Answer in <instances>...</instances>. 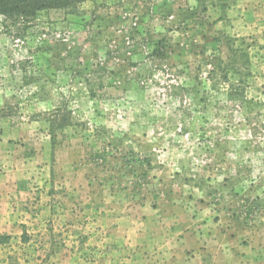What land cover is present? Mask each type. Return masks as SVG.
<instances>
[{
  "label": "rangeland",
  "instance_id": "374dc122",
  "mask_svg": "<svg viewBox=\"0 0 264 264\" xmlns=\"http://www.w3.org/2000/svg\"><path fill=\"white\" fill-rule=\"evenodd\" d=\"M194 6L0 15V158L20 160L0 264H118L98 219L134 209L264 264V0Z\"/></svg>",
  "mask_w": 264,
  "mask_h": 264
},
{
  "label": "crops",
  "instance_id": "0c3cea01",
  "mask_svg": "<svg viewBox=\"0 0 264 264\" xmlns=\"http://www.w3.org/2000/svg\"><path fill=\"white\" fill-rule=\"evenodd\" d=\"M5 141L17 149L24 148L12 138H5ZM19 161L16 157L0 158V234H10L18 226L11 201L17 190L10 181L19 180L16 172ZM4 164L10 169L2 170ZM155 213L152 210L147 217L139 215L136 209L134 214L126 215L100 213L99 227L104 238L110 241L108 250L114 248L118 253V264H241L247 259L242 245L229 239L222 245L219 236L194 234L193 225L188 231L182 228L177 214ZM203 237L204 241L212 242L209 247L204 245Z\"/></svg>",
  "mask_w": 264,
  "mask_h": 264
},
{
  "label": "trees",
  "instance_id": "16d2710c",
  "mask_svg": "<svg viewBox=\"0 0 264 264\" xmlns=\"http://www.w3.org/2000/svg\"><path fill=\"white\" fill-rule=\"evenodd\" d=\"M84 1L86 0H0V15L13 20L29 21L30 18H37L40 12L53 9L73 14ZM208 1L194 0L195 6L190 8V14L193 16L205 12ZM9 239V236L1 235L0 244L8 242ZM21 240L25 241L23 234Z\"/></svg>",
  "mask_w": 264,
  "mask_h": 264
}]
</instances>
